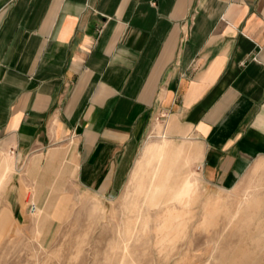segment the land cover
Returning a JSON list of instances; mask_svg holds the SVG:
<instances>
[{
	"label": "crops",
	"instance_id": "crops-1",
	"mask_svg": "<svg viewBox=\"0 0 264 264\" xmlns=\"http://www.w3.org/2000/svg\"><path fill=\"white\" fill-rule=\"evenodd\" d=\"M158 130L164 187L193 154L218 192L264 171V0H0L11 210L116 195Z\"/></svg>",
	"mask_w": 264,
	"mask_h": 264
},
{
	"label": "rangeland",
	"instance_id": "rangeland-1",
	"mask_svg": "<svg viewBox=\"0 0 264 264\" xmlns=\"http://www.w3.org/2000/svg\"><path fill=\"white\" fill-rule=\"evenodd\" d=\"M162 136L147 139L116 195L69 187L20 215L10 208L16 196L0 149V264H264V171L218 192L202 183L193 154L189 181L164 187L151 177ZM153 186L160 193L149 201Z\"/></svg>",
	"mask_w": 264,
	"mask_h": 264
},
{
	"label": "bare ground",
	"instance_id": "bare-ground-1",
	"mask_svg": "<svg viewBox=\"0 0 264 264\" xmlns=\"http://www.w3.org/2000/svg\"><path fill=\"white\" fill-rule=\"evenodd\" d=\"M53 160H54V158H53ZM154 179L157 180V177H154ZM164 180L167 181V179H164ZM159 193H160V188L158 186H153V190H150V194L148 196V200L149 201L154 200L158 196Z\"/></svg>",
	"mask_w": 264,
	"mask_h": 264
}]
</instances>
